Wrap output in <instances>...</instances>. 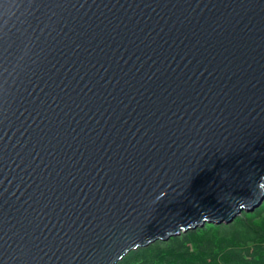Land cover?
<instances>
[{"label":"water","instance_id":"95a60500","mask_svg":"<svg viewBox=\"0 0 264 264\" xmlns=\"http://www.w3.org/2000/svg\"><path fill=\"white\" fill-rule=\"evenodd\" d=\"M264 202V0H0V264H118Z\"/></svg>","mask_w":264,"mask_h":264},{"label":"trees","instance_id":"16d2710c","mask_svg":"<svg viewBox=\"0 0 264 264\" xmlns=\"http://www.w3.org/2000/svg\"><path fill=\"white\" fill-rule=\"evenodd\" d=\"M118 264H264V202L231 225H206L128 253Z\"/></svg>","mask_w":264,"mask_h":264}]
</instances>
